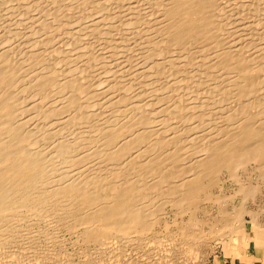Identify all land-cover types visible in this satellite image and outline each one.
Masks as SVG:
<instances>
[{"label": "bare ground", "instance_id": "6f19581e", "mask_svg": "<svg viewBox=\"0 0 264 264\" xmlns=\"http://www.w3.org/2000/svg\"><path fill=\"white\" fill-rule=\"evenodd\" d=\"M59 1L0 0V264H59L60 219L62 227L67 225L66 230L72 233L82 228L87 242L107 241L116 234L121 237L118 239H133L161 224L164 207L170 204L183 215L192 211L188 217V221L194 220L192 223L178 224L182 228L180 236L191 245L197 240L208 244L216 238L236 240L245 232L244 205L238 209L242 213L231 219L230 214L223 219H207L204 215L197 220L193 216L199 203L216 198L209 188L225 173L235 177L250 161L262 162L260 168L264 170V93L259 99V94H254L264 88V29H257L264 23L262 27L256 25L257 17L264 14V0H243L246 11L239 7L242 16L238 20L229 14L238 8L231 2L238 0H146L154 4L150 12L141 10L146 1L140 0L143 8H124L127 12L120 23L124 26L126 18L124 29L116 21L119 10H111L116 17H111L110 11L95 19L87 16L88 26H81V30L91 27L100 35L98 41L103 37L106 47L101 48L103 44L97 41L100 47L92 43L90 49L82 44L80 48L76 39L72 42L79 28L74 35L70 34L73 30L64 34L73 38L70 40L75 49L86 48L83 53L79 51L81 57L88 56L84 65L73 62V68L68 66V75L59 63ZM82 2L107 5L106 0ZM78 13L70 17L75 19ZM139 25L144 26L143 31L138 29L143 32L140 43H132L136 36L128 29ZM88 32H83L84 38ZM137 42L139 45H135ZM63 51L67 60L78 59L79 52L73 58L76 51ZM93 72H99L95 80ZM207 88L217 91L216 96ZM192 93L194 104L189 101ZM229 96L235 98L232 104L236 106L237 102L239 108L231 112L229 106L226 116L232 124L226 120L228 126L221 127L223 122L217 124L222 116L219 111H226L228 106L221 109L219 105L232 101ZM246 97L255 100L241 106ZM154 105L161 107L160 112L149 108ZM209 105L220 109L216 107L210 114L206 110ZM215 122L218 128L216 124V129L208 128L215 134L200 140L196 131L193 136L200 141L193 148L186 142L192 149L184 151L185 141L192 137H183L181 142L182 135ZM90 135L97 137L96 142L89 141ZM68 152H72L69 162L74 170L70 173L59 165L65 161L59 158ZM126 156L132 157H128L127 167L123 165L125 159L122 163ZM189 156L192 159L187 163ZM93 157L98 161L93 159L91 164ZM261 177L264 179V172ZM246 187H241V193L247 190L248 195H255L260 188L253 191V187ZM254 214L250 215L256 239L264 227ZM247 237L249 240L250 235Z\"/></svg>", "mask_w": 264, "mask_h": 264}, {"label": "rangeland", "instance_id": "374dc122", "mask_svg": "<svg viewBox=\"0 0 264 264\" xmlns=\"http://www.w3.org/2000/svg\"><path fill=\"white\" fill-rule=\"evenodd\" d=\"M76 1V2H75ZM81 1V0H80ZM83 1V0H82ZM79 2V0H73V1H71V0H68L67 1V3H66V1L65 0H61V1H59V48H61L62 49V51H60L59 50V63H60V61L62 62L61 63V65H60V67L61 68H65V69H63V72H64V70L66 71V72H64L66 75H68V70H67V68H68V66L69 67H71L72 66V68H73V65H72V63L73 62H76L77 63V66H79V65H84L85 64V59L88 57L87 55H83L82 57H81V53H83V52H85V49L87 48V46L89 45V46H91V44L93 43V46L94 45H98V47H100L99 46V44L101 45V44H103V45H101V46H103V47H101V48H105L106 47V44H105V42H103V37H102V39H99V41H98V38H100V35H98V33H96V32H94V30L91 28V27H86V28H84V29H86V30H81V26H84L85 27V25L86 26H88L86 23H88L87 21L89 20V19H92V18H98V17H101V16H103V13L104 14H107L108 13V11H110L109 13H110V16L112 17L113 15L111 14V12L112 13H114L113 11L115 10V11H117V10H119V14L118 13H115L116 15H118V17H119V19H118V17L116 18V21H117V24H118V26L120 27V23H122V19L124 18V17H122L123 15H125L126 14V12H127V8L126 7H131L132 8V5H134V7L133 8H136V7H140V5H141V1L139 2V1H136V0H131V2H129L130 0H126V2H124L123 0H119V1H117V0H106L107 2H106V4L107 5H104V4H99V6L96 4V6L95 5H93V4H90L89 2ZM111 1H112V3L114 2V4H112L111 3ZM124 2V3H121V2ZM136 1V2H135ZM143 1H146V0H142V3H144ZM149 1V0H148ZM152 1V0H151ZM225 1H231V0H225ZM237 1V0H236ZM240 0H238V2H239ZM73 2V4L71 5L70 4V6H72V8H71V10H70V6L68 5L69 3H72ZM118 4H117V3ZM127 2H129L131 5H129ZM238 2H231V4L230 5H232V6H235V4H236V6L235 7H237V5H238V8H236L237 10H235V11H233V13L235 12V16H234V14L233 13H231V12H229V14H231V15H229V18H230V16L233 18V19H235L236 18V16H237V20L238 19H240L241 18V16L242 15H239V10H240V14H242V12L243 11H246V9H245V7L243 6V0L242 1H240L239 3ZM80 3H82L83 5H81ZM111 3V4H110ZM126 3V4H125ZM134 3V4H133ZM135 3H136V5H139V3H140V5L139 6H135ZM138 3V4H137ZM147 3V1L144 3V4H142V8L145 6V8H143V9H141V7H140V9L142 10V11H153V9H154V4H153V2L151 3V2H148L147 4H151V6L150 5H147L146 4ZM229 3V2H228ZM233 3V4H232ZM235 3V4H234ZM240 3H242V5H240ZM65 4V5H64ZM112 5V6H116V8L114 9V7H112L111 9H110V5ZM125 4V5H124ZM128 4V5H127ZM153 4V5H152ZM75 5V6H74ZM79 5H81V7L83 6V8H85L84 10H82V8L81 7H78ZM84 5H88V6H84ZM92 5V6H91ZM100 5L101 6H105L106 8L107 7H109V9L107 8V10H106V8L105 7H103V8H105V10L101 7L100 8ZM121 6L123 9H121V7L119 8V6ZM125 6V7H123V6ZM144 5V6H143ZM67 6H69L68 8H67ZM90 6V7H89ZM117 6H118V9H117ZM151 7L152 9L151 10H149L147 7ZM241 6V9H242V12H241V9L239 8ZM74 7V8H73ZM149 7V8H150ZM76 8H77V10H76ZM124 8H126V9H124ZM61 9V10H60ZM68 9V11H66L65 12V10H67ZM74 9V10H73ZM78 9H79V11H78ZM100 9H103V11L101 12V11H99ZM80 10L82 11V12H80ZM111 10H113V11H111ZM121 10V11H120ZM75 11H77V13H78V15H75V19H73V18H71L70 16H71V14H73V12H74V14H77ZM85 11V12H84ZM91 11V12H90ZM107 11V12H106ZM122 11H126L125 13L123 12L122 13ZM141 11V12H142ZM237 11H238V13H237ZM68 12H70V14L68 13ZM89 12H90V14H89ZM96 12H97V14H96ZM62 13H64V15L62 14ZM95 13V14H94ZM102 13V14H101ZM66 14V15H65ZM85 14V15H84ZM101 14V15H100ZM238 14V15H237ZM258 14L259 13H257V15L256 16H258ZM83 15V16H82ZM64 18H63V17ZM73 16V15H72ZM88 16V17H87ZM121 16V17H120ZM228 16V15H227ZM240 18H239V17ZM262 16H264V14H262L261 15V17H260V15L257 17V18H259L258 20H256L257 22H256V25L258 24V25H260L259 27H262L261 25H263V21H264V18L262 17ZM89 18V19H87V18ZM91 17V18H90ZM113 17H116V16H113ZM255 17V16H254ZM120 18H121V20H120ZM256 18V17H255ZM69 19V20H68ZM77 19V20H76ZM86 19V20H85ZM118 19V20H117ZM126 19V18H125ZM125 19H124V26L126 25V21H125ZM231 19V18H230ZM229 19V20H230ZM263 19V20H262ZM74 20V21H73ZM81 22L80 23V25H79V21ZM261 20V21H260ZM71 21H73L74 23L72 24V22ZM78 21V22H77ZM86 21V22H85ZM121 21V22H120ZM70 22V23H69ZM77 22V23H76ZM66 23V24H65ZM75 24V25H74ZM122 25V24H121ZM255 25V26H256ZM123 25L121 26L122 28L124 27ZM143 25H139L138 26V28L136 27V26H132V28H134L135 29V27L137 28V31H138V29L139 28H141L142 29V31H143V27H142ZM255 26H254V29H255ZM264 26V25H263ZM120 27V28H121ZM129 28H130V26H128ZM64 28V29H63ZM76 28V29H75ZM78 28H79V30H78ZM83 28V27H82ZM91 30V31H93L94 33L92 34V33H89L90 31H89V29ZM127 28V27H126ZM128 29V31H132L133 29ZM66 29V30H65ZM88 29V30H87ZM124 29V28H123ZM140 29V30H141ZM258 29V31H262L263 29H264V27H262V28H257ZM70 30H73V31H71V35H72V33H73V35H74V33H75V31H77L78 30V35H79V37H77L78 35L76 34L75 36L77 37H75L74 36V39L73 38H71L70 36L69 37H67V38H65V36H64V34H67V33H69L70 32ZM75 30V31H74ZM81 30V31H80ZM139 30V31H140ZM64 31H65V33H64ZM67 31V32H66ZM85 31L86 32H88L87 34V36L86 37H88V39L85 37L84 38V35L86 34L85 33ZM130 31V33H132V34H134L133 36L135 37L131 42L133 43V42H135V41H138L140 38H141V36L143 35V32L141 33V32H136V29L134 30V32L132 31L131 32ZM251 32H252V35L253 36H255V37H257L258 36V33H254L253 32V29H251L250 30ZM82 32V33H81ZM85 34H84V33ZM249 32V31H248ZM250 32V33H251ZM136 33H137V35H136ZM254 33V34H253ZM83 36H82V35ZM91 34V35H90ZM97 34V35H96ZM100 34V33H99ZM139 34V35H138ZM90 35V36H89ZM96 36L95 38H94V36ZM237 35V34H236ZM64 36V37H63ZM102 36V35H101ZM238 36H240L239 34H238ZM237 36V37H238ZM63 37V38H62ZM80 37H83L84 39L82 40V39H80ZM137 38V39H136ZM252 38H254V37H252ZM69 39V40H68ZM72 40V42L74 41L75 43H78L77 45L81 48L83 45H86V48L84 47L83 49H79L78 48V46H77V49H75L74 47H76V45L75 44H73V43H71V40ZM80 39V40H79ZM136 39V40H135ZM254 39H257V38H254ZM61 40H63V41H61ZM86 40H88L86 43H85V41ZM91 40V41H90ZM77 41V42H76ZM97 41L99 42V44L97 43ZM61 42V43H60ZM101 42V43H100ZM139 42V41H138ZM137 42V43H138ZM258 42V41H257ZM63 43V44H62ZM68 43H69V46H67L68 45ZM72 45H71V44ZM88 43V44H87ZM95 43V44H94ZM97 43V44H96ZM132 43H129V46H135V45H139V43L138 44H135V45H133ZM66 44V45H65ZM80 44H82V46L80 45ZM105 44V45H104ZM260 44V43H259ZM63 45V46H62ZM71 45V46H70ZM88 46V47H89ZM64 47H66V48H64ZM95 47V46H94ZM65 50H69V51H73L74 50V52L75 53H73V58H75V56H74V54L77 56V54L76 53H78L79 51L81 52H79V54H78V59L77 60H74V59H72L71 57H70V60H67L69 57H67V54H66V52L65 51H63L64 49ZM71 48V49H70ZM79 49V50H78ZM89 49H90V47H89ZM84 50V51H83ZM62 54V55H61ZM64 56V57H63ZM87 56V57H86ZM67 59H66V58ZM134 57H135V59H134ZM137 56L135 55H133V58L132 59H134L135 61H137ZM62 59H64V61L62 60ZM67 60V62L69 61H71L70 63L68 62H66V64H65V61ZM83 59V60H82ZM78 62H80V63H78ZM132 62H133V60H132ZM75 63V64H76ZM67 64H69V65H67ZM63 65H66V66H63ZM76 66V67H77ZM99 66H101V65H99ZM97 67L96 69H98L97 71H99L100 72V67ZM71 68V69H72ZM96 69H95V72H97L96 71ZM73 70V69H72ZM69 72H70V70H69ZM95 72H93V73H95ZM99 72H98V74H99ZM69 74H71V73H69ZM96 74V73H95ZM98 74H96L95 76H94V74H92V79L94 78V80L95 79H97L98 78ZM97 76V77H96ZM96 77V78H95ZM207 90V92L208 91H211L210 92V94L213 92V89H209L208 90V88L206 89ZM261 90H263V92H261ZM260 91V92H259ZM259 91L257 90V91H255V92H257V93H254L255 95H256V97H258V95L257 94H259V97L257 98V99H259V98H261L262 97V94L264 93V88H262V89H259ZM203 92H205V90L203 91ZM206 92V93H207ZM209 93V92H208ZM208 93H207V95H208ZM215 93L217 94V91H215ZM214 92L212 93V94H214L215 96H216V94H215ZM214 95H212V96H214ZM264 95V94H263ZM191 97V98H190ZM189 98H190V103L191 104H194L196 101L194 100V93H192L191 94V96H190ZM230 97H232V96H229V98ZM253 97H255V96H253ZM253 97H250L251 99H249L248 97H246V98H244V99H242V102L243 103H241V106H242V104H245L246 105V103H244V102H248L247 104H249V103H251V101L253 100H255V99H252ZM255 97V98H256ZM233 99H235V98H233L232 97V101H226L227 103H224L225 105H223V104H220L219 106H221V109H223L222 108V106H226V104H227V110L225 111V109L222 111V110H218L219 111V115L221 116H224L225 117V119L224 120H222V116H221V118H219V121L217 122V124H220L219 122H223L222 124H220L221 125V127H223L222 125H225L224 127H227L228 126V124L229 125H231L232 123L230 122L229 123V121H230V119L227 117L228 115V113H229V106L231 107L230 109H231V112L237 107V108H239L238 106H239V104L236 102V106H234L235 105V103L233 102ZM250 100V101H249ZM193 102V103H192ZM232 102L234 103V105L232 104ZM231 103V104H230ZM228 104H230V105H228ZM252 104V103H251ZM232 105V106H231ZM159 105H154V106H151V107H149L150 109H154V111L155 112H160L159 110H160V108L161 107H158ZM214 107V105H209V107L206 109L207 111H210V114L213 112V110H217V108L218 109H220V107L219 106H215V109L213 108H211V107ZM241 106H240V108H241ZM217 107V108H216ZM235 107V108H234ZM156 108V109H155ZM233 108V109H232ZM158 109V110H157ZM209 109V110H208ZM212 109V110H211ZM205 110V111H206ZM222 111V112H221ZM227 112V113H225V112ZM208 113V112H207ZM162 114V113H161ZM218 115V116H219ZM227 115V116H226ZM219 116V117H220ZM227 117V118H226ZM221 120V121H220ZM228 121V124H226L225 122H227ZM236 120H237V117H236ZM235 120V121H236ZM216 122L213 124V123H206L205 125H204V128H202V127H199V129H202V130H197L198 128H196V130H193V132H191L190 134L187 132V134L185 135H182L181 136V142L183 141L184 142V140H182L183 139V137H184V139L186 138L187 139V137H192V138H188V139H190V141L187 139L186 141H185V144L184 143H182V145L184 146V151H186L187 149V151H189L190 149H192L193 148V146L192 145H194L195 143H197L198 141H200V140H203V139H205V138H203L204 136L205 137H207V136H211L212 134H215L214 132H212V131H209V129L210 130H212V128H215L216 127ZM260 123H258L259 124V126H262V124H261V121H259ZM225 123V124H224ZM216 124V125H215ZM261 124V125H260ZM180 125H182L183 126V124H180ZM220 125H217V127L216 128H218ZM182 126H180V128L182 127ZM186 127V126H185ZM179 128V127H178ZM209 128V129H208ZM215 128V129H216ZM206 130V131H205ZM196 131H198V133L196 132ZM199 131H202L201 132V135L198 137L197 135L199 134ZM207 131H208V133H207ZM173 132V131H172ZM172 132L171 133H169V134H167L168 136L170 135V134H172ZM193 133V134H192ZM196 133H197V135H196ZM204 135H203V134ZM192 134V135H191ZM196 135V138L198 139V138H200V140H198L197 141V139L195 138V136H193V135ZM207 134V135H206ZM188 135V136H187ZM203 135V136H202ZM171 136V135H170ZM186 136V137H185ZM202 136V137H201ZM79 137V136H78ZM78 137H76V138H78ZM89 137H91L90 138V142H92V141H94V142H96V139L95 138H97L96 136H92V135H90ZM88 137V138H89ZM94 140H93V139ZM195 138V139H194ZM207 138H209V137H207ZM191 139H193V140H191ZM93 142V143H94ZM188 143V145H190L192 148H190L188 145H187V143ZM93 143H91V145L89 146L90 148H92L93 149ZM193 143V144H192ZM185 145L187 146L186 148H185ZM91 149V150H92ZM143 149H145V148H143ZM186 151V152H187ZM87 152V150L85 151V153ZM84 153V152H83ZM82 153V154H83ZM85 153L82 155V156H84L85 155ZM77 155V153H75L74 154V156H76ZM80 155V154H79ZM79 155H77V156H79ZM71 156V157H70ZM76 156V157H77ZM82 156H79L80 158H82ZM62 157H63V159H65V161L62 159ZM128 157H130V158H132L131 156H126L125 158H123L122 159V163L123 162H125V160H126V162L125 163H123V165H125L126 167L128 166V162H129V159H128ZM143 157H145V156H143ZM188 157V156H187ZM186 157V158H187ZM72 158V152L70 153V152H68V153H65L63 156H61L60 158H59V160H63L64 162L61 164V162H60V164L59 165H61V167H63V168H66L67 170H65L66 172H71V171H74V170H72V167H70V162H69V160ZM93 159L95 160H97L98 161V159L96 158V157H93V158H91V160H92V162H90L91 160H89V163H93L94 164V162L96 163L97 161L95 160L94 162H93ZM125 159V160H124ZM128 159V160H127ZM188 160H186L187 161V163L188 162H190V160L192 159V157L191 156H189V158H187ZM68 163H67V162ZM65 162H66V164H65ZM184 163V162H183ZM186 163V162H185ZM63 164H65V165H67L66 167H65V165H63ZM69 164V165H68ZM261 164H262V162H260V161H250V163H247L246 165H245V167H241V168H239L238 169V171H237V175L235 174V177H233V176H231V177H233V178H231L230 176H229V174H227V173H225V175H223L222 176V179L217 183L218 184V186H217V184L215 185V186H212L213 188H209V191L211 192V194L213 195H215L214 196V198L216 197L217 199H218V201L219 200H221L222 198V200H221V202L219 201H217V199L215 198L213 201H203V202H201V204L199 203L198 204V206H196V208L198 209L197 211H196V213H195V211L194 210H196V209H194L195 207H192V210L194 211V215L195 216H193L194 218L196 217L197 218V220H200V219H204V215L206 216V218L207 219H214V218H220V216H221V219H223L222 218V216H224V217H228V215H226V214H230L229 215V219H231V218H233V216L234 215H236V213L237 214H239V212H240V214L242 213V210H239L238 211V209H239V207H244L245 206V211L243 212L244 213V216H245V218L247 219L246 220V223H245V232H243V233H239L235 238H237L236 240L235 239H232V238H226V239H224L223 240V238H216V239H212L211 241H209V244L208 243H206L204 240L203 241H201V244H200V241H195L196 243L198 242V244L196 245L195 244V242L193 243V245H191V243H190V241L189 240H187V242L185 241L187 238H184V236H183V238L180 236V233H181V227L179 228V226H178V224H180V226L183 224V225H187L189 222L190 223H192L194 220V218H191V220H193L192 222L191 221H188V217L190 216L191 217V215H190V212H192V211H185L186 212V214H184L183 215V213L179 210V209H177V208H175V207H173L171 204L170 205H167L166 207H164V213L165 212H167L168 213V215L170 216H168V215H164V213H162V220L164 221H162L161 222V224H159L158 226L156 225V227L152 230V231H150V233L148 232V233H142V234H138V235H136L135 237H133V239H132V237H128V238H124V237H122V239H118L120 236L119 235H111V236H109V237H107V241H101L102 242V244H101V242H99V241H94V240H88V242H87V240L82 236V228L81 229H79V230H77V232H75V233H72L70 230H66L67 229V225H64V227H62V221H61V219L59 220L60 222L59 223H61V224H59V264H217V262L219 261L218 259H219V256H220V252L225 248V247H227V246H230V245H235L236 243H237V240H239V238L240 239H242L243 237H247V236H249L250 235V233H255V227H253V226H255V223H254V219L252 218L253 216H251L250 214H254L255 212L256 213H258V215L255 213L254 214V218H258L257 219V222L258 223H260L261 222V225L264 227V179L261 177V174H262V172H264V170H261V168H260V166H261ZM181 165H182V163H181ZM69 168V169H68ZM76 168V167H75ZM71 170V171H70ZM145 175H147V174H145ZM237 176V177H236ZM144 178V177H143ZM144 181V180H143ZM260 181V182H259ZM223 184V185H222ZM259 184V186H260V188H258L257 189V187H259V186H257ZM254 185V186H253ZM242 186H251V187H253V188H251L253 191H255L254 190V187H256V193H255V195H254V193H253V195L251 194V193H249V195L248 194H246L245 193V191H247V190H245L243 193H241L242 191H241V187ZM221 189H220V188ZM240 188V189H239ZM244 188V187H243ZM246 188H250V187H246ZM244 190V189H243ZM251 190V191H252ZM249 191V190H248ZM252 191V192H253ZM261 191V192H260ZM250 192V191H249ZM243 194V195H242ZM248 195V196H246V195ZM252 195V197H254V198H251V195ZM245 196H246V198H247V200H244V198H245ZM256 196V197H255ZM220 199H219V198ZM244 197V198H243ZM250 197V198H249ZM148 198V197H147ZM146 201L148 202V199H146ZM214 201H216V202H218V203H216V202H214ZM222 201L224 202V203H222ZM203 203V204H202ZM200 205H203V206H200ZM244 205V206H243ZM168 207V208H167ZM171 207H173V208H171ZM176 207H178V206H176ZM179 208V207H178ZM201 210H200V209ZM224 208V209H223ZM237 208V209H236ZM178 210V211H176L175 212V210ZM225 210L224 212H223V210ZM166 210V211H165ZM172 210V211H171ZM220 210H222V211H220ZM250 210V211H249ZM180 211V212H179ZM206 211V212H205ZM237 211V212H236ZM246 211H248V212H251L250 214H248ZM173 212V213H172ZM174 212L176 213V215L174 214ZM184 212V213H185ZM189 212V213H188ZM197 212H199V213H197ZM204 212H205V214H204ZM227 212V213H226ZM230 212V213H229ZM233 212L235 213V214H233ZM247 214H246V213ZM253 212V213H252ZM172 213V214H171ZM180 213H182V218L180 217L181 215H180ZM207 213V214H206ZM212 213V214H211ZM224 213H225V215H224ZM175 215V216H174ZM192 215H193V213H192ZM202 215V216H201ZM231 215H232V217H231ZM172 217V218H171ZM174 217H175V219H174ZM177 217V218H176ZM190 217H189V219H190ZM209 217V218H208ZM195 218V219H196ZM205 218V219H206ZM165 219V220H164ZM251 219H253V223L251 222ZM173 220H175V221H173ZM178 221H180V222H177ZM187 221V222H186ZM173 224H172V223ZM174 222H176V224H174ZM187 223V224H186ZM168 225L167 227H168V229H166V226L165 225ZM170 224V225H169ZM66 226V227H65ZM160 226V227H159ZM173 226V227H172ZM62 227V228H61ZM179 228V229H178ZM66 230V231H65ZM172 230V231H171ZM262 230V229H261ZM260 230V232H258V233H264V231L262 230L261 231ZM169 232V233H168ZM165 233V234H164ZM115 237V238H114ZM121 238V237H120ZM135 238V239H134ZM181 238V239H180ZM109 239V240H108ZM185 239V240H184ZM180 240V242L178 243V241ZM208 240V239H207ZM62 241V242H61ZM177 241V242H176ZM86 242V243H85ZM97 242V243H96ZM176 242V243H175ZM203 243V244H202ZM179 244V245H178ZM196 246H195V245ZM198 245H200V246H198ZM176 246V247H175ZM189 246V247H188ZM193 246V247H192ZM195 246V247H194ZM203 246H204V248H203ZM206 246V247H205ZM209 246V247H208ZM198 247H199V250L200 249H202V250H198ZM208 247V248H207ZM189 248V249H188ZM192 248H193V250H192ZM197 248V249H196ZM186 249V250H185ZM196 249V250H195ZM207 249V250H206ZM169 250V251H168ZM181 251V253H182V255L180 254H178V253H180V251ZM188 250V251H187ZM167 251V252H166ZM186 251V252H185ZM190 251H192V252H194V253H190ZM202 251V252H201ZM206 252L207 253V255H204L205 253H203V252ZM208 251H210V252H208ZM184 252H185V254L187 255L188 253L190 254V256H189V254L187 255V257H185V259H184ZM164 253V254H163ZM167 253V254H166ZM171 253V254H170ZM197 253V254H196ZM178 254V255H177ZM184 254V255H183ZM210 254V255H209ZM176 255H177V257H176ZM185 255V256H186ZM178 256H179V258H178ZM200 256V257H199ZM171 257V258H170ZM175 257V258H174ZM205 257V258H204ZM179 260H181V261H179ZM203 260H204V262H203ZM176 261V262H175Z\"/></svg>", "mask_w": 264, "mask_h": 264}, {"label": "crops", "instance_id": "0c3cea01", "mask_svg": "<svg viewBox=\"0 0 264 264\" xmlns=\"http://www.w3.org/2000/svg\"><path fill=\"white\" fill-rule=\"evenodd\" d=\"M254 236L256 233H250L252 240H248V237L239 238L235 245L225 247L220 252L217 264H264V234L259 233L256 239ZM256 240L260 243L255 244Z\"/></svg>", "mask_w": 264, "mask_h": 264}]
</instances>
